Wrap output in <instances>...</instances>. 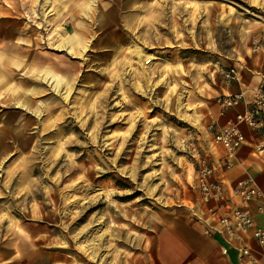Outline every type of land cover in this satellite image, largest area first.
Wrapping results in <instances>:
<instances>
[{"label":"rangeland","instance_id":"1","mask_svg":"<svg viewBox=\"0 0 264 264\" xmlns=\"http://www.w3.org/2000/svg\"><path fill=\"white\" fill-rule=\"evenodd\" d=\"M66 1L4 3L0 264H160L163 221L203 215L219 70L263 85L264 0Z\"/></svg>","mask_w":264,"mask_h":264},{"label":"built area","instance_id":"2","mask_svg":"<svg viewBox=\"0 0 264 264\" xmlns=\"http://www.w3.org/2000/svg\"><path fill=\"white\" fill-rule=\"evenodd\" d=\"M252 44L254 52L262 48L257 38ZM219 78L239 82V73L233 68L220 69ZM214 105L216 114L206 126L209 141L200 145L201 152H196L194 159L193 184L199 208L225 239L231 241L251 233L256 245L263 248L264 229L255 225V218L264 216V192L237 162V154L244 142L243 129L258 135L264 128V84L236 94L218 95ZM240 106L243 109L237 111ZM252 152L264 158V138L253 144ZM236 166L244 177L225 185L226 173ZM239 252L251 264H259L247 247L239 248Z\"/></svg>","mask_w":264,"mask_h":264},{"label":"crops","instance_id":"3","mask_svg":"<svg viewBox=\"0 0 264 264\" xmlns=\"http://www.w3.org/2000/svg\"><path fill=\"white\" fill-rule=\"evenodd\" d=\"M5 2L11 3L12 0H0V47H2L3 35L2 21L4 18H9L12 14V10L9 6H4ZM66 2H69V0ZM51 21L52 18L46 20L42 26L47 28V26L51 25ZM47 39L50 41L51 37L48 36ZM78 42L80 41L75 38L64 40L60 37L56 41L57 44L54 47H58V49L60 48L59 50H64V47H69V50L72 51V43L78 45ZM2 67L4 68L0 60V69ZM5 70H7L8 73H12V70L8 67H6ZM238 73L239 82H226L223 94H236L247 89H254V87H250L251 85L246 83L240 72ZM45 78L48 77L46 76ZM48 80H50V78H48ZM24 104V102H19L18 106L23 107ZM242 109L243 106H240L236 110L241 111ZM243 131L244 142L238 151L237 162H239V164H241L255 179L256 183L264 192V158H258L252 152L253 144L258 142L261 138H264V128L258 135H252L246 129H243ZM208 141L209 137L207 142ZM243 177V171L239 166H236L226 173L224 183L225 185L234 184ZM199 217H194L189 212L185 218L172 216L167 217L163 221V228H161L165 236L162 237L161 234L158 236L159 239L157 238L158 240L156 239L155 241L156 249L154 256L158 263L251 264L250 261L239 252V248L247 247L256 256L258 263L264 264V247L260 248L256 245L251 233L245 237L240 236L237 239L229 241L217 233L215 224L206 219L204 215ZM255 225L264 229V216H257L255 218Z\"/></svg>","mask_w":264,"mask_h":264}]
</instances>
